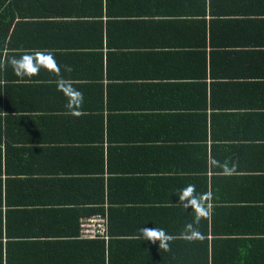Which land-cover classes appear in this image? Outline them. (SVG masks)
Instances as JSON below:
<instances>
[{"label": "crops", "instance_id": "obj_1", "mask_svg": "<svg viewBox=\"0 0 264 264\" xmlns=\"http://www.w3.org/2000/svg\"><path fill=\"white\" fill-rule=\"evenodd\" d=\"M12 6L0 264H264V0Z\"/></svg>", "mask_w": 264, "mask_h": 264}, {"label": "clouds", "instance_id": "obj_2", "mask_svg": "<svg viewBox=\"0 0 264 264\" xmlns=\"http://www.w3.org/2000/svg\"><path fill=\"white\" fill-rule=\"evenodd\" d=\"M23 63V60H17L15 58H12L11 60H4L0 61V67H5L7 64H11L14 68L18 67ZM68 71H71L70 68L67 69ZM194 188V186H193ZM192 190V189H190ZM187 197L188 193L185 192L182 196L178 197V202L181 204L187 203ZM200 217L197 216L195 223H199ZM139 235L138 238L140 240H146L149 243L156 244L158 242L159 249L163 251L169 250V243L168 241L171 239L169 235L163 230L155 227H145L138 229ZM197 236V233L195 229L192 227V225L186 226V238L189 240L195 239Z\"/></svg>", "mask_w": 264, "mask_h": 264}, {"label": "trees", "instance_id": "obj_3", "mask_svg": "<svg viewBox=\"0 0 264 264\" xmlns=\"http://www.w3.org/2000/svg\"><path fill=\"white\" fill-rule=\"evenodd\" d=\"M16 0H0V61L2 57V52L4 49V37L8 34L10 26L14 23V18L12 14L13 4ZM2 67H0V81L2 80ZM1 91V87H0ZM1 93V92H0ZM103 209L96 208L90 211V216L95 214H103ZM1 263V256H0Z\"/></svg>", "mask_w": 264, "mask_h": 264}, {"label": "built area", "instance_id": "obj_4", "mask_svg": "<svg viewBox=\"0 0 264 264\" xmlns=\"http://www.w3.org/2000/svg\"><path fill=\"white\" fill-rule=\"evenodd\" d=\"M81 234L85 239H106L107 220L105 215L95 214L85 219L81 225Z\"/></svg>", "mask_w": 264, "mask_h": 264}]
</instances>
